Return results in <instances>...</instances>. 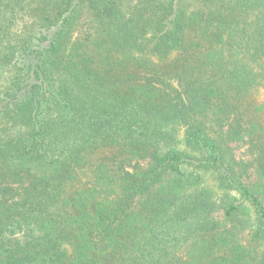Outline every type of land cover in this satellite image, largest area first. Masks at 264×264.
Returning a JSON list of instances; mask_svg holds the SVG:
<instances>
[{"label": "trees", "instance_id": "1", "mask_svg": "<svg viewBox=\"0 0 264 264\" xmlns=\"http://www.w3.org/2000/svg\"><path fill=\"white\" fill-rule=\"evenodd\" d=\"M0 264H264V0H0Z\"/></svg>", "mask_w": 264, "mask_h": 264}, {"label": "rangeland", "instance_id": "2", "mask_svg": "<svg viewBox=\"0 0 264 264\" xmlns=\"http://www.w3.org/2000/svg\"><path fill=\"white\" fill-rule=\"evenodd\" d=\"M237 153H239V154L242 153V149L241 150H237Z\"/></svg>", "mask_w": 264, "mask_h": 264}]
</instances>
